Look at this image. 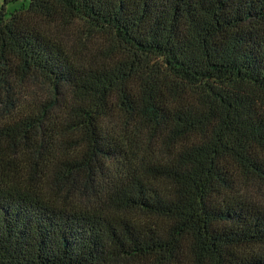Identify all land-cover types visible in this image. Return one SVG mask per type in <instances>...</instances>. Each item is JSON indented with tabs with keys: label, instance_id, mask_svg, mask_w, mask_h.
I'll list each match as a JSON object with an SVG mask.
<instances>
[{
	"label": "trees",
	"instance_id": "obj_1",
	"mask_svg": "<svg viewBox=\"0 0 264 264\" xmlns=\"http://www.w3.org/2000/svg\"><path fill=\"white\" fill-rule=\"evenodd\" d=\"M0 8V264H264V0Z\"/></svg>",
	"mask_w": 264,
	"mask_h": 264
},
{
	"label": "rangeland",
	"instance_id": "obj_2",
	"mask_svg": "<svg viewBox=\"0 0 264 264\" xmlns=\"http://www.w3.org/2000/svg\"><path fill=\"white\" fill-rule=\"evenodd\" d=\"M5 4V0H0V8ZM30 4V0H10L6 5L5 9L9 16L10 13L27 8Z\"/></svg>",
	"mask_w": 264,
	"mask_h": 264
}]
</instances>
